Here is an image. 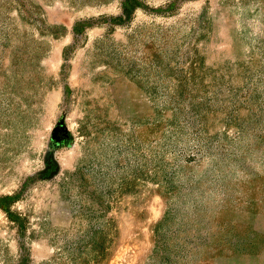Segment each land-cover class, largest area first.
Wrapping results in <instances>:
<instances>
[{
    "label": "rangeland",
    "instance_id": "1",
    "mask_svg": "<svg viewBox=\"0 0 264 264\" xmlns=\"http://www.w3.org/2000/svg\"><path fill=\"white\" fill-rule=\"evenodd\" d=\"M0 264H264V0H0Z\"/></svg>",
    "mask_w": 264,
    "mask_h": 264
},
{
    "label": "trees",
    "instance_id": "2",
    "mask_svg": "<svg viewBox=\"0 0 264 264\" xmlns=\"http://www.w3.org/2000/svg\"><path fill=\"white\" fill-rule=\"evenodd\" d=\"M57 136H58L59 138L64 139L65 142H69L70 139H71V137H72L71 134H70L69 132L64 133L63 128H59V129L57 130Z\"/></svg>",
    "mask_w": 264,
    "mask_h": 264
}]
</instances>
